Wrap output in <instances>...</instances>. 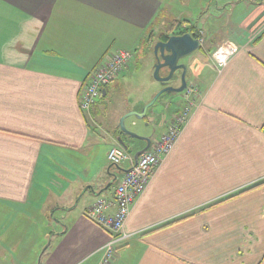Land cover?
Here are the masks:
<instances>
[{"label": "crops", "instance_id": "obj_1", "mask_svg": "<svg viewBox=\"0 0 264 264\" xmlns=\"http://www.w3.org/2000/svg\"><path fill=\"white\" fill-rule=\"evenodd\" d=\"M237 6L222 23L203 12L197 24L170 0H0V264H100L112 235L86 212L106 200L113 205L105 213L115 214L131 164L111 165L108 152L123 135L135 162L147 142L124 135L120 123L160 87L108 115L106 100L127 84L130 63L90 112L81 95L100 64L157 44L176 19L199 29L205 79L174 150L132 207L130 238L111 264H264V184L247 190L264 182V0ZM155 30L162 32L152 38ZM226 42L240 51L218 67L212 53ZM179 99L154 115L159 134L142 136L151 147L184 108Z\"/></svg>", "mask_w": 264, "mask_h": 264}, {"label": "built area", "instance_id": "obj_2", "mask_svg": "<svg viewBox=\"0 0 264 264\" xmlns=\"http://www.w3.org/2000/svg\"><path fill=\"white\" fill-rule=\"evenodd\" d=\"M199 39L202 46L203 39L201 37ZM239 51L238 45L226 42L216 48L212 57L218 67H224ZM133 56L129 50H120L92 72L80 99V107L83 111H91L98 99L101 98L103 90L130 66ZM183 93L185 105L182 111L176 115L159 140L150 149L143 152L137 161L134 162L129 152L119 144L113 146L108 152V161L111 165L120 167L128 162L131 165L115 191V214L107 215L105 213L113 205V202L106 200H100L86 212L90 221L112 235L104 248V256L100 264H111L117 248L130 238V235L125 232V225L132 207L145 194L158 167L172 153L190 121L193 107L200 96V90L195 86H187Z\"/></svg>", "mask_w": 264, "mask_h": 264}, {"label": "rangeland", "instance_id": "obj_3", "mask_svg": "<svg viewBox=\"0 0 264 264\" xmlns=\"http://www.w3.org/2000/svg\"><path fill=\"white\" fill-rule=\"evenodd\" d=\"M173 2V5L176 7L177 11H192L195 14L193 20L197 24L200 23L201 14L203 12L209 14H213L214 16L218 17V20L225 21L229 16L232 15L234 6L236 7L240 0H170ZM230 2V4H228ZM231 2H234L231 3ZM171 3V2H167ZM222 8H218L221 7ZM239 7V6H237ZM242 6H240L241 8ZM240 9L236 10L234 18L237 17ZM192 16H194L192 14ZM219 23V24H221ZM229 23V22H228ZM225 24V23H224ZM199 26V25H198ZM203 25H201V28ZM162 31L155 30L156 35H160ZM164 32V31H163ZM229 34L232 40H238L239 33L236 30L227 31L224 30L221 35ZM220 35V36H221ZM220 36L214 38L218 40ZM158 37V36H156ZM212 37V36H211ZM210 37V38H211ZM210 41V39H209ZM210 42H214L213 40ZM211 44V43H210ZM155 45L151 46L148 45L144 48H136V49H128L133 53V60L131 62L130 70L127 72L124 78H122V82H126L127 84L124 86L123 89H119L118 92L113 95V97L108 98L106 100V113L108 115L112 114V112L117 109L119 104V108L124 104H129L133 106L137 103H141L145 98L150 94L153 85H157L160 87V90L155 94H159L166 86H163L161 82H159L155 78V66L157 64V58L154 53ZM192 60L188 61V59L182 60V62L186 61V65H188V72L186 75V81L188 86H195L198 87L200 82H203L205 79L204 73V64L208 58V53L205 51V48L201 47L199 50L194 52L191 57ZM195 60L197 64L193 67L190 64ZM182 71H176L174 74L173 79L169 82L168 87H175L177 88L182 81ZM161 78L167 77L169 75V71L166 68H162L159 73ZM183 93H164L162 94L155 104L150 108L147 116L145 119H139L136 116H131L125 121V128L127 131L131 132L132 134L142 136H151L155 138L157 134H159V128H157V123L155 119H159L162 115V110L165 108L166 104L171 103V99L178 98L177 104L180 103L179 97H181ZM153 97V98H154ZM152 98V100H153ZM151 100V101H152ZM149 101L147 104H149ZM104 107V106H103ZM115 108V109H114ZM118 110V109H117ZM104 112V111H103ZM160 113V116H156L155 114ZM127 115V114H126ZM156 133L154 135V132ZM125 168L127 167L126 164L123 165Z\"/></svg>", "mask_w": 264, "mask_h": 264}, {"label": "water", "instance_id": "obj_4", "mask_svg": "<svg viewBox=\"0 0 264 264\" xmlns=\"http://www.w3.org/2000/svg\"><path fill=\"white\" fill-rule=\"evenodd\" d=\"M199 36H194L191 33H186L183 35H173L164 41H160L155 45L154 53L157 58V64L155 66V78L166 86L153 100L147 104L141 113H135L140 119H143L147 115V111L155 104L157 99L164 93H183L186 89L187 81L186 75L188 72V65L185 63H180L182 60L189 58L194 52L201 48L199 41ZM162 68H166L169 71L167 77L161 78L159 73ZM182 71V81L180 87H168L169 82L173 79L176 71ZM125 119L123 117L120 123V130L124 135H128L134 139L145 140L147 146L135 155V160L137 161L140 155L150 149L151 141L146 137H140L138 135L132 134L125 128ZM117 143L122 146L129 153L131 152L130 145L126 143L123 135L117 138Z\"/></svg>", "mask_w": 264, "mask_h": 264}, {"label": "trees", "instance_id": "obj_5", "mask_svg": "<svg viewBox=\"0 0 264 264\" xmlns=\"http://www.w3.org/2000/svg\"><path fill=\"white\" fill-rule=\"evenodd\" d=\"M250 3L252 2L253 4H258L260 3L262 0H248ZM186 33H191L193 34L194 36H199V29L197 27L196 24L192 25V24H187V21H183V20H173V22L169 25V27L167 28V30H165L164 32H162V34L159 36V40H166L168 39L170 36L172 35H183V34H186ZM155 35L154 32L151 33V37ZM154 37V36H153ZM152 37V38H153ZM261 38V37H260ZM259 40V39H258ZM156 44V40H154V38L150 41L149 45L151 46H154ZM264 182L258 184V185H255L247 190H250V189H253V188H256V187H259L261 185H263ZM245 190V191H247ZM245 191H242V192H245ZM184 219V218H182ZM177 222V221H175ZM175 222H172V223H169V224H166L162 227H160V229L162 228H165L169 225H172L173 223Z\"/></svg>", "mask_w": 264, "mask_h": 264}, {"label": "flooded vegetation", "instance_id": "obj_6", "mask_svg": "<svg viewBox=\"0 0 264 264\" xmlns=\"http://www.w3.org/2000/svg\"><path fill=\"white\" fill-rule=\"evenodd\" d=\"M161 41H163V40H161ZM159 42H160V41H159ZM190 57H191V56H190ZM190 57H189V59L187 58L188 61L191 59ZM180 63H185V64H187L186 61H185V62H182V61H181ZM179 86H180V85H179ZM179 86H178V87H179Z\"/></svg>", "mask_w": 264, "mask_h": 264}]
</instances>
